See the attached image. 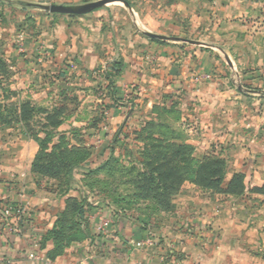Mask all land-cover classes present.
<instances>
[{
	"label": "rangeland",
	"instance_id": "obj_1",
	"mask_svg": "<svg viewBox=\"0 0 264 264\" xmlns=\"http://www.w3.org/2000/svg\"><path fill=\"white\" fill-rule=\"evenodd\" d=\"M205 2L0 0V168L17 163L20 170L4 171L3 178L35 182L43 198L86 199L84 223L89 239L98 237L93 242L104 259L108 252L127 250L125 236L137 230L144 238L140 234L136 243L144 245L134 242V247L151 256L162 250L165 263L186 240L204 241L208 218L221 208L229 215L252 206L251 180L245 176L237 195L227 183L236 159L231 147L251 135L264 138V63H239L236 57L247 49L242 39L264 40V26L221 22L213 14L209 30L181 21L184 29L171 31L177 10H216L215 0ZM96 3L101 5L89 10ZM204 46L214 48L217 78H201L206 74L200 68L188 81L194 70L189 56ZM115 69L120 75L112 84ZM183 80L188 87H176ZM223 97L227 113H213L211 125H203L206 106L218 109ZM187 144L194 149L183 161L184 174L163 176L161 166L174 165L167 159L162 165L163 155ZM191 158L225 167L219 188L204 189L186 179ZM71 165L78 166L73 169L78 184L69 179ZM245 211L249 218L264 217V209ZM250 223L264 229V220ZM123 254L121 264L129 258ZM130 257L138 260L136 254Z\"/></svg>",
	"mask_w": 264,
	"mask_h": 264
},
{
	"label": "crops",
	"instance_id": "obj_2",
	"mask_svg": "<svg viewBox=\"0 0 264 264\" xmlns=\"http://www.w3.org/2000/svg\"><path fill=\"white\" fill-rule=\"evenodd\" d=\"M246 1L215 0L216 10H197L198 12L195 10H177L180 12L177 15L174 12L175 15L171 17L172 22L169 28L173 32L180 31L184 29V25L180 24L183 21L188 28L190 26L193 30L195 27L199 29L200 26L197 25H203L204 30L208 27L207 30H209L210 26L208 24H211L210 20L213 14L220 18L221 22L238 20L241 25H244L243 27L264 26V0H249L248 3ZM203 3H206L205 0H203ZM28 5L32 4L29 3ZM183 16H187L188 19L183 20ZM249 38L245 39V42L243 39L240 42V45H245L244 47L247 49L243 54L236 56L237 62L264 63V40L258 42V38H256L255 42L253 40L249 41ZM240 45H237V47H240ZM253 47L260 50L254 51ZM204 48L206 50L193 52L189 56V63L193 64L194 70L188 72V81L193 77H197V69L200 68L202 69L200 73L206 74L201 78H217L215 76L216 72H212L213 65L211 66V64L216 65L218 59L216 56H212L211 51L214 48L211 46H204ZM227 55L229 56V53L224 51V56ZM197 60L200 61L199 64H196ZM179 78L184 79L182 76H179ZM179 83H182V85L176 87H188L185 80ZM222 89H225L224 91L227 94L229 93L227 87ZM231 93H233L232 90ZM220 96L223 95L220 93ZM226 100L227 98L224 97L219 100L218 109H208L206 106L203 114L208 116L202 119L203 125L207 127L211 125L213 113L216 114L219 111L221 113L224 111V114L227 113L225 107L222 108ZM248 137L245 140L246 142L241 143L240 146H238L239 143H236V147H231L230 155L236 157L233 163L234 168L231 171V178L234 174H243L247 180L252 181V189L264 185V138L260 137L259 134ZM218 138L222 143L228 141L227 136ZM192 142L196 143L197 141L192 140ZM4 171H10L13 175L14 173H20L17 163L10 167L0 168V199L6 203L23 207L25 216L20 219H11L9 221L10 228H0V264H121L119 259L123 257V253L129 255L128 261L124 264H164L165 259L161 256L162 250L157 252L155 256H151L150 251L146 249L139 250L134 247L133 243L136 240L138 241V239H135L136 237L142 235L141 239L144 238L143 233L140 232V235L137 230L127 233L129 236L126 235L125 237L128 241H124L125 246L128 247L127 250L119 249L117 253L113 254L115 256L108 252L106 259L100 257L99 249L96 248L93 242L98 237L94 236L93 240L87 239L81 243L73 244L65 250L63 255L53 260L50 259L48 253L54 249V242L46 239V234L54 228L58 215L65 209L64 201L61 202L60 199H56V195L52 194H49L51 198H48L49 196L43 198V189L39 188L35 182L22 183L24 178L4 180ZM247 189H249L248 184ZM247 196L252 206L246 207L245 205L242 209L237 210V214L229 215L226 214V208L223 207L212 218H208L209 231L205 233L207 240L200 242L196 240L187 242L186 240V242L176 247L183 257L182 264H264V254L259 251V249L262 250L261 245L264 249V229L259 230L258 226L250 223L251 220L253 222L264 220V217L253 216L250 217L253 219H250L248 215L244 214L248 208L264 209V195L249 192ZM241 202L244 203L245 201L242 200ZM236 206L237 208L241 207V203L236 204ZM15 227L18 228V231L14 229ZM131 254H136L138 260H132Z\"/></svg>",
	"mask_w": 264,
	"mask_h": 264
},
{
	"label": "trees",
	"instance_id": "obj_3",
	"mask_svg": "<svg viewBox=\"0 0 264 264\" xmlns=\"http://www.w3.org/2000/svg\"><path fill=\"white\" fill-rule=\"evenodd\" d=\"M110 75H113V77L109 76V80L113 84L115 82V78H117L120 74L115 69V71L112 70L110 72ZM193 149L194 148L189 144L179 145L175 147L172 153L163 155L161 163L167 159L172 160L174 165L170 170H165L164 166H161L162 172L160 173H162L163 176H182L184 174V167L182 166L183 161L190 158V153H193ZM190 160L193 161L188 163L189 167L186 179H190L192 183L197 184L204 189L220 187L226 173L225 167L223 165H214V163L210 162V160H204L203 163L195 162L194 158H191ZM195 164L198 165V170L195 168ZM33 165L36 166V161ZM77 167L78 166L71 165L68 172L69 179L76 184H78L79 181L74 177L73 169ZM244 179L245 176L243 174H234L231 180L227 183V190H229L230 193L234 195L240 194L245 188L241 184L242 180ZM164 184V187L167 188L168 185L166 183ZM240 186L242 187L241 189H239ZM250 192L264 195V185L262 187H254L250 190ZM85 203L86 199H83L82 202H79L73 198L66 199L65 209L58 215V219L54 228L46 234V239L52 240L54 242V249L48 253L50 259H56L57 257L63 255L65 250L71 245L81 243L90 238V233L84 223V221H86L87 214L84 210ZM172 259H175L176 262L181 264L183 257L175 251H170V254L166 259L167 263L165 262L164 264H173L172 262L169 263V261Z\"/></svg>",
	"mask_w": 264,
	"mask_h": 264
},
{
	"label": "built area",
	"instance_id": "obj_4",
	"mask_svg": "<svg viewBox=\"0 0 264 264\" xmlns=\"http://www.w3.org/2000/svg\"><path fill=\"white\" fill-rule=\"evenodd\" d=\"M24 216L25 210L23 207L6 203L0 199V228H10L9 221L11 219H20ZM14 229L18 231L17 227ZM134 245L140 247L141 245H144V242H135Z\"/></svg>",
	"mask_w": 264,
	"mask_h": 264
},
{
	"label": "water",
	"instance_id": "obj_5",
	"mask_svg": "<svg viewBox=\"0 0 264 264\" xmlns=\"http://www.w3.org/2000/svg\"><path fill=\"white\" fill-rule=\"evenodd\" d=\"M34 5V4H32ZM101 3H96V4H93L89 10L91 9H95L97 8L98 6H100ZM39 8L43 9V10H46V11H49V12H64V10L60 9V8H56V7H52V6H48V5H37ZM68 12V11H67ZM152 37H157V36H153L151 35Z\"/></svg>",
	"mask_w": 264,
	"mask_h": 264
}]
</instances>
